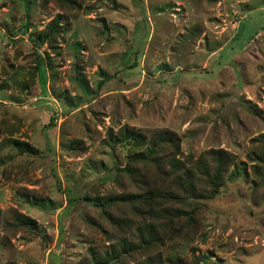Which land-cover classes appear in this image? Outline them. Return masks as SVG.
I'll list each match as a JSON object with an SVG mask.
<instances>
[{"label": "rangeland", "instance_id": "rangeland-1", "mask_svg": "<svg viewBox=\"0 0 264 264\" xmlns=\"http://www.w3.org/2000/svg\"><path fill=\"white\" fill-rule=\"evenodd\" d=\"M124 128L234 165L185 198ZM263 133L264 0H0V264H264ZM159 207L185 211L146 248L137 225Z\"/></svg>", "mask_w": 264, "mask_h": 264}, {"label": "trees", "instance_id": "trees-1", "mask_svg": "<svg viewBox=\"0 0 264 264\" xmlns=\"http://www.w3.org/2000/svg\"><path fill=\"white\" fill-rule=\"evenodd\" d=\"M59 17L56 18L55 22L51 23L48 26V29L42 33H39L35 39L49 41L52 39L54 33H60L59 31ZM53 33V34H52ZM51 41V40H50ZM119 137L127 141H133L135 144L146 146V152L151 155L149 158L145 152H137L136 157L142 161L153 160L154 165L159 171L164 173L166 167H169L173 178L171 184L173 187L181 188L185 198H198V197H213L219 191L222 183L229 173V167L231 164L234 165V157L224 148H211L207 150L200 158L194 160L188 156V160L182 159V154L180 153V147L177 136L170 131H161L158 133L160 137V144L162 142H169V145L173 147V151L169 152L168 155L164 156L163 153H160L155 150L156 143L150 141L147 145L143 142L146 137L141 136L139 133H136L128 128L120 130ZM157 133H155L156 135ZM112 131L108 136L112 137ZM263 146H257L251 153V161H253L252 168L255 176H261L264 179V133L260 136ZM8 143L12 144L20 152H32L36 150L34 147L26 141L19 140L18 138H9ZM74 145H72L73 147ZM135 157V158H136ZM166 157V158H164ZM241 164H245L242 163ZM262 165V166H261ZM236 168V167H235ZM126 169H131V166H128ZM246 170V168H245ZM202 176V178H200ZM168 195L167 192L158 190L157 196ZM173 194V191L169 193V197ZM176 195V194H175ZM115 197V196H112ZM96 205H102L103 203H110V199L105 201L95 200ZM185 210L171 209L166 210L164 207H159V209H152L148 211V218L142 217V222H138L137 225L141 240L140 242L144 244V247H149L151 243L156 242V234H159L158 230H163L166 233V228L171 224V221L175 219L180 222L181 215L179 212H184ZM1 216V211H0ZM129 223H133L132 220H129ZM163 234V233H162ZM95 255V253H94ZM96 256V255H95ZM100 259V258H99ZM108 261V260H107ZM105 260H98V264L107 263ZM148 264H163L162 261L153 259ZM177 264H180L177 262Z\"/></svg>", "mask_w": 264, "mask_h": 264}]
</instances>
